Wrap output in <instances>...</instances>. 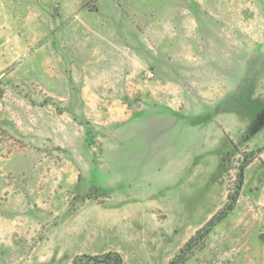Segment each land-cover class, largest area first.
Wrapping results in <instances>:
<instances>
[{"label":"rangeland","instance_id":"374dc122","mask_svg":"<svg viewBox=\"0 0 264 264\" xmlns=\"http://www.w3.org/2000/svg\"><path fill=\"white\" fill-rule=\"evenodd\" d=\"M263 235L264 0H0V264H264Z\"/></svg>","mask_w":264,"mask_h":264},{"label":"trees","instance_id":"16d2710c","mask_svg":"<svg viewBox=\"0 0 264 264\" xmlns=\"http://www.w3.org/2000/svg\"><path fill=\"white\" fill-rule=\"evenodd\" d=\"M243 169H241L240 174V183L238 184V190L241 189V185L243 183ZM229 199L232 201L226 208L223 210L222 214L218 217V220H222L223 217L233 210L235 202L237 201V196H230ZM215 225L214 219H212L208 224V230ZM88 259L96 264H123V260L118 253L108 252L101 256H89V255H82L78 256L74 259L72 264H81L84 259ZM172 264V263H171Z\"/></svg>","mask_w":264,"mask_h":264},{"label":"crops","instance_id":"0c3cea01","mask_svg":"<svg viewBox=\"0 0 264 264\" xmlns=\"http://www.w3.org/2000/svg\"><path fill=\"white\" fill-rule=\"evenodd\" d=\"M109 217H108L109 219L106 217L107 218L106 221H107L108 225L112 224L113 227H118L122 230H124L126 228L127 225H126L125 221L120 216L110 215Z\"/></svg>","mask_w":264,"mask_h":264},{"label":"built area","instance_id":"2783aa9c","mask_svg":"<svg viewBox=\"0 0 264 264\" xmlns=\"http://www.w3.org/2000/svg\"><path fill=\"white\" fill-rule=\"evenodd\" d=\"M151 76H153V75L150 74V77H151Z\"/></svg>","mask_w":264,"mask_h":264},{"label":"water","instance_id":"95a60500","mask_svg":"<svg viewBox=\"0 0 264 264\" xmlns=\"http://www.w3.org/2000/svg\"><path fill=\"white\" fill-rule=\"evenodd\" d=\"M264 236V235H263Z\"/></svg>","mask_w":264,"mask_h":264}]
</instances>
